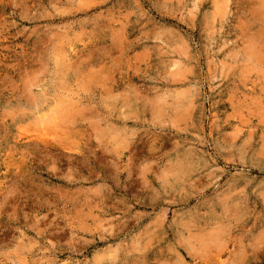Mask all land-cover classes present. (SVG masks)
Listing matches in <instances>:
<instances>
[{
    "label": "rangeland",
    "instance_id": "rangeland-1",
    "mask_svg": "<svg viewBox=\"0 0 264 264\" xmlns=\"http://www.w3.org/2000/svg\"><path fill=\"white\" fill-rule=\"evenodd\" d=\"M0 264H264V0H0Z\"/></svg>",
    "mask_w": 264,
    "mask_h": 264
}]
</instances>
